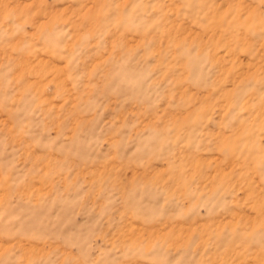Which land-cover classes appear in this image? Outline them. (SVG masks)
<instances>
[{
  "label": "rangeland",
  "instance_id": "374dc122",
  "mask_svg": "<svg viewBox=\"0 0 264 264\" xmlns=\"http://www.w3.org/2000/svg\"><path fill=\"white\" fill-rule=\"evenodd\" d=\"M0 264H264V0H0Z\"/></svg>",
  "mask_w": 264,
  "mask_h": 264
}]
</instances>
